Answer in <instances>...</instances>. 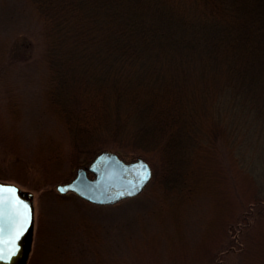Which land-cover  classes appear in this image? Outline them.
Listing matches in <instances>:
<instances>
[{
  "label": "trees",
  "instance_id": "obj_1",
  "mask_svg": "<svg viewBox=\"0 0 264 264\" xmlns=\"http://www.w3.org/2000/svg\"><path fill=\"white\" fill-rule=\"evenodd\" d=\"M23 2L41 38L42 100L63 131L69 133L73 117L74 126L85 122L98 148L104 137L93 132L110 130L125 142L123 150L150 153L152 164L161 157L165 168L154 188L159 211H176L192 192H205L215 211L227 195L229 174L240 193H254L251 205L264 206V189L252 186L264 183L262 172L252 169L264 142V0ZM8 53V38L0 35V122L12 131L20 112ZM79 100L83 107L73 104ZM204 115L208 134L229 144L227 177L210 157V136L199 125ZM44 145L43 164L55 141L47 138ZM96 149L87 150L88 162ZM9 155L0 148V163ZM12 159L14 166L22 164ZM54 161L42 168L49 179H63L56 168L62 160ZM261 226L244 264H264Z\"/></svg>",
  "mask_w": 264,
  "mask_h": 264
},
{
  "label": "rangeland",
  "instance_id": "obj_2",
  "mask_svg": "<svg viewBox=\"0 0 264 264\" xmlns=\"http://www.w3.org/2000/svg\"><path fill=\"white\" fill-rule=\"evenodd\" d=\"M0 35L8 38V56L14 64L12 92L20 112L14 130L0 122V148L10 151V157L0 163L5 174L0 180L13 182L33 194L32 236L26 264H244L250 254L248 251L245 255V250L252 246L255 232L264 225V206L251 205L249 200L254 193H240L237 182H228L232 177L227 174V162H232L227 155L229 144L223 137L208 134L206 115L199 125L202 135L210 136L207 140H211V159L219 166V172L228 176L227 195L218 200L217 209L212 212L205 192H192L180 205L178 201L176 211H159L161 200L154 188L165 168L161 157L152 164L150 153L123 150L121 144L126 145L125 142L112 137L115 132L110 130L93 132L96 137H104L99 142L104 146L98 148L96 138L88 139L84 121L74 126L71 117L66 133L52 107L44 105L39 78L41 38L23 0H0ZM73 104L84 106L80 100ZM1 114L4 115L0 105ZM50 137L55 145L44 157V164L39 163L46 155L44 141ZM69 145L71 160L67 155ZM93 148H97L96 152H115L126 161L138 156L145 159L152 170L147 184L137 194L107 204L89 203L71 192L58 193L55 184L69 180L78 166L86 167L93 159L88 162L91 156L87 150ZM12 157L23 159L22 164L14 166ZM78 157H86V161L79 163ZM58 159L62 161L57 172L65 173V177L49 179L42 167L54 165ZM252 169L261 171L260 180L264 181V142L259 145ZM69 170L71 176L66 175ZM262 184L252 186L262 192Z\"/></svg>",
  "mask_w": 264,
  "mask_h": 264
},
{
  "label": "water",
  "instance_id": "obj_3",
  "mask_svg": "<svg viewBox=\"0 0 264 264\" xmlns=\"http://www.w3.org/2000/svg\"><path fill=\"white\" fill-rule=\"evenodd\" d=\"M151 173L150 165L142 157L126 163L115 152L102 150L86 167L78 166L69 180L56 183L54 188L60 194L71 192L89 203L107 204L140 192ZM130 192L133 194L129 195ZM32 224V192L0 180V252L9 256L15 250L14 256L0 260V264L26 263ZM18 232L22 234L16 239Z\"/></svg>",
  "mask_w": 264,
  "mask_h": 264
},
{
  "label": "snow or ice",
  "instance_id": "obj_4",
  "mask_svg": "<svg viewBox=\"0 0 264 264\" xmlns=\"http://www.w3.org/2000/svg\"><path fill=\"white\" fill-rule=\"evenodd\" d=\"M144 179H147V176L145 175V177H144ZM129 195H132L133 193H128ZM26 230V229H25ZM22 233H17V235H16V239H19L20 238V235H21ZM15 255V250H12L11 252H10V254H9V256H5L2 252H0V260H5V259H9V258H11V256H14Z\"/></svg>",
  "mask_w": 264,
  "mask_h": 264
},
{
  "label": "bare ground",
  "instance_id": "obj_5",
  "mask_svg": "<svg viewBox=\"0 0 264 264\" xmlns=\"http://www.w3.org/2000/svg\"><path fill=\"white\" fill-rule=\"evenodd\" d=\"M118 156V155H117ZM119 157V156H118ZM120 158V157H119ZM123 198V197H122Z\"/></svg>",
  "mask_w": 264,
  "mask_h": 264
},
{
  "label": "flooded vegetation",
  "instance_id": "obj_6",
  "mask_svg": "<svg viewBox=\"0 0 264 264\" xmlns=\"http://www.w3.org/2000/svg\"><path fill=\"white\" fill-rule=\"evenodd\" d=\"M29 257V256H28Z\"/></svg>",
  "mask_w": 264,
  "mask_h": 264
}]
</instances>
